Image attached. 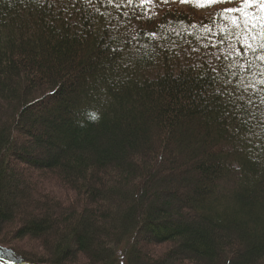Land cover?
I'll return each mask as SVG.
<instances>
[{
  "label": "trees",
  "instance_id": "16d2710c",
  "mask_svg": "<svg viewBox=\"0 0 264 264\" xmlns=\"http://www.w3.org/2000/svg\"><path fill=\"white\" fill-rule=\"evenodd\" d=\"M197 10L0 0V264H264V61ZM110 168L124 201L98 187ZM28 169L87 206L50 209Z\"/></svg>",
  "mask_w": 264,
  "mask_h": 264
},
{
  "label": "rangeland",
  "instance_id": "374dc122",
  "mask_svg": "<svg viewBox=\"0 0 264 264\" xmlns=\"http://www.w3.org/2000/svg\"><path fill=\"white\" fill-rule=\"evenodd\" d=\"M153 3H161V0H155V2ZM217 5L220 6L222 9L226 7H235L238 6V0H234L233 3H223ZM217 5L199 8L200 11L198 10L197 11L199 13L206 12V11H202L204 9L208 11H212L214 6ZM225 16L226 17L224 18V22L230 23L231 18L233 16H239V13H231V14L225 13ZM92 175L93 173L91 174V176ZM97 177L103 180L101 181L100 185L98 184V187L102 191H107L108 193H115V194L122 193V195L124 196H122L121 200L122 201L125 200V198L127 197V195H125L127 194V189L123 186V182H120L121 184L119 186L114 185V182L117 180L118 177L117 170L112 168L107 169L106 172H102V174H99V176ZM25 178L30 180L29 182L30 184L36 186V191L38 186L41 188L40 196H42L45 199V201L40 200V202L47 204L50 209H53L56 212H59L61 210H62L61 212L70 211L72 212L71 214H73L74 216L75 211L76 213H78L82 210V207L84 208L85 206H87L88 203L87 198L84 195H81V192H79L77 189H76L77 191H75L74 189H72V186L66 187L61 179H60L61 181L58 180L54 175H51L48 172H38L35 171L34 169H28L25 171ZM84 182L81 181L82 186H84ZM126 182H128V180ZM89 183H91L90 179L85 182L86 185H89ZM86 192L87 189L85 190L84 193L86 194ZM114 205H115V201L108 202V206H114ZM53 210H50V213L52 214L56 213ZM10 230H11V226H7L5 228V234L2 237V241L7 242L9 240V238H6V235ZM10 244L13 249H15L18 252L28 254L27 256H43L45 253L44 248L41 245V240L37 241V239L22 238L18 240H11ZM167 247L168 245L166 244H162L160 246H152V248H150V253L153 256L159 255ZM145 250L148 252V248H145ZM78 264H86V259H84V257H81V255H78Z\"/></svg>",
  "mask_w": 264,
  "mask_h": 264
},
{
  "label": "snow or ice",
  "instance_id": "6c2138e0",
  "mask_svg": "<svg viewBox=\"0 0 264 264\" xmlns=\"http://www.w3.org/2000/svg\"><path fill=\"white\" fill-rule=\"evenodd\" d=\"M108 3H114V0H107ZM128 3H133L134 0H127ZM155 0H140L141 5L145 3H153ZM175 2V0H161V3L167 4ZM180 4L194 5L198 8H204L212 5L233 3L234 0H178ZM222 13H239V16L231 18L232 26L243 32L246 39L243 40L242 47L251 51L252 53L259 52L261 54L256 56L257 60L264 61V0H238V6L226 7L222 9ZM254 33V34H253ZM154 37L155 33H151ZM252 41L256 43L253 44ZM234 47V46H233ZM239 54H245L243 52ZM219 57H217L218 59ZM215 71V68H213ZM235 74V73H233ZM264 83V81H262ZM252 85H246V89ZM251 103V101H249ZM95 119V117H93ZM3 249H0V258L4 255Z\"/></svg>",
  "mask_w": 264,
  "mask_h": 264
}]
</instances>
